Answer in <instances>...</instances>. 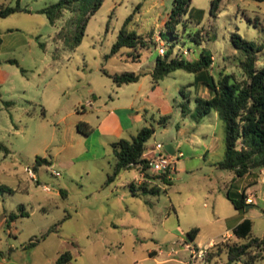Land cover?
<instances>
[{"label": "rangeland", "instance_id": "obj_1", "mask_svg": "<svg viewBox=\"0 0 264 264\" xmlns=\"http://www.w3.org/2000/svg\"><path fill=\"white\" fill-rule=\"evenodd\" d=\"M56 1L0 0L27 9L0 17V144L7 149H0V185L6 187L0 189V250L8 263L55 264L69 251L72 259L66 264H184L191 260L189 244L207 249L204 259L192 264H227L226 252L217 254L215 244L244 241L232 234L243 214L252 221L251 235L263 237L264 168L243 176L219 168L225 151L222 121L215 110L198 122L190 115L195 97L209 96L205 81L177 69L156 86L151 75L118 86L103 72L137 73L154 66L160 41L166 43L160 33L173 0H103L91 15L94 0H78L52 23L39 10ZM211 2L191 0L192 12L171 39V56L189 48L185 57L192 60L204 49L212 55L206 73L214 80L221 73L243 79L242 56L230 37L237 32L264 43V0H220L215 14ZM129 15L127 30L147 42L137 50L139 61L132 59L137 51L128 47L110 54ZM257 58L260 67L264 49ZM183 106L190 112L184 115ZM112 107L126 108L121 111L128 126L125 139L143 126L154 127L145 153L161 144L166 154L167 143L182 152L172 164L170 184L147 172L158 192H131L127 183H137L136 168L121 170L107 182L115 163L111 144L98 146L95 134L78 132L77 123L95 126L104 113L98 109ZM163 115L169 116L165 124L159 122ZM36 157L48 163L34 168ZM227 191L233 197L252 193V207L238 212ZM23 210L27 213L20 215ZM10 213L19 215L7 221ZM193 227L199 232L190 241L186 232ZM46 232L35 246L24 248Z\"/></svg>", "mask_w": 264, "mask_h": 264}, {"label": "trees", "instance_id": "obj_2", "mask_svg": "<svg viewBox=\"0 0 264 264\" xmlns=\"http://www.w3.org/2000/svg\"><path fill=\"white\" fill-rule=\"evenodd\" d=\"M77 1L57 0L55 3L40 9L39 12L45 13L49 20L54 23L55 20L62 16L65 8H69ZM102 2L103 0H94L88 15L93 14ZM219 3L220 0H212V14L216 13ZM190 6L191 0H173L169 18L165 22L166 29L160 33L161 38L166 40V43L169 45L165 53H158L159 55L155 59L154 66L150 72L153 84L157 85L160 80L177 69L197 73V80L203 79L205 81V85L209 90V96H196L194 99V109L190 112L187 106H183L182 113L185 115L190 112L191 117L198 122L211 110L216 111L217 116L223 124L225 144L224 156L222 160L217 162L219 168L232 170L236 176H243L254 169L261 170L264 168V64L256 67V62L258 54L264 49V43L257 44L254 41L242 38L237 32L232 33L230 40L242 56L239 64L245 78L238 79L233 73H221V76L217 80H214L211 74L206 73L211 67L212 62V55L206 50L202 49L199 57L192 60L186 59L182 52L171 56L175 46L171 39L176 38V26L188 12H192ZM138 7L139 5H137ZM20 11H27V9L21 7L18 3L14 6L0 3V17H6ZM131 16L129 15L126 18L116 41L111 47L110 54L117 53L122 47L132 48L133 51L147 47V42L143 35L127 30L126 24L131 19ZM86 20L83 21L81 29L84 28ZM80 33L82 34V30ZM196 35L199 37L200 33L197 32ZM190 37L195 41L196 46L200 44L199 39L193 36ZM130 55H134V53H130ZM139 55L140 52L137 51V57H132V59L139 61ZM9 61L16 63L14 59H10ZM103 72L117 85L137 82L144 75L143 72L125 71L112 74L106 71ZM168 117V115L161 116L159 122L165 124ZM76 128L83 135H87L90 132L88 123L84 121L77 123ZM154 131L155 129L152 126H143L131 139L120 138L111 143L115 163L112 172L107 175V182L113 181L121 170L138 168L137 166L140 164H143L144 169L149 167L150 160L143 156V154L146 149L145 143L153 135ZM2 148L7 152L5 146L0 144V149ZM42 163H48L47 159L36 157L34 168ZM158 175L164 182L171 183L170 172ZM146 177L148 178L147 173ZM151 183L152 181H143L141 183L131 181L127 185L133 194H138L137 191L144 193L158 192V187L152 186ZM0 189L5 190L6 187L0 185ZM7 189L11 191V189ZM226 196L238 212L245 210V205L248 203L245 202L246 193L244 191L236 197H233L227 191ZM26 213L23 210L20 212V215ZM18 215L10 213L7 221H13ZM251 227V219L245 217L232 228L233 236L243 239V242L230 243L223 241L215 244L217 254L223 251L226 252L227 264L234 262L259 264L264 260V236H252ZM48 232L30 238L24 248L35 246ZM198 232L199 228L193 227L186 232V238L194 241ZM10 250L11 248L8 252ZM3 255L4 252L0 250V256ZM71 259V253L66 251L57 258L55 264H66Z\"/></svg>", "mask_w": 264, "mask_h": 264}, {"label": "crops", "instance_id": "obj_3", "mask_svg": "<svg viewBox=\"0 0 264 264\" xmlns=\"http://www.w3.org/2000/svg\"><path fill=\"white\" fill-rule=\"evenodd\" d=\"M152 68L149 69V70L142 71L144 73L143 76L151 75L150 72H151ZM153 86H156V85L153 84ZM91 103H92L91 100L87 101V104L91 105ZM125 109L126 108L120 109V108H117V107H112V108H109V109L100 108V109H98V111L104 112V113H103L102 116H100V118L98 119V121L95 124V126L92 125L89 121H87V123H88V125L90 127V132L87 135L95 134L94 141H95L96 145L101 146V145H103L105 143H110L111 144L112 142L117 141L120 138H123V136H122L123 133L125 131H127L126 129H128V126H126L124 124V121H123L122 116H121V111H123ZM129 109L132 110V108H129ZM111 137H114V138L111 139ZM103 138H107L108 140L103 141ZM165 145L168 146V151L166 149H164L166 151V153H169V154L173 155V154H178L179 152H181V151H178L177 148L173 144L167 143V144H164V146ZM153 147H151L148 150L149 151L148 153L144 152L143 155L146 156L149 153L151 154L150 155L151 157L153 155H156L157 151H153L152 150ZM146 157H148V156H146ZM260 172H263V168L260 170ZM137 183H139L138 179H137ZM45 188L47 189V187H45ZM246 195H247V193H246ZM243 218H245L244 214H243V216H241L240 221ZM231 235L232 234L229 232L226 236H231ZM0 264H9L8 261L6 260V256L5 255L0 256Z\"/></svg>", "mask_w": 264, "mask_h": 264}, {"label": "built area", "instance_id": "obj_4", "mask_svg": "<svg viewBox=\"0 0 264 264\" xmlns=\"http://www.w3.org/2000/svg\"><path fill=\"white\" fill-rule=\"evenodd\" d=\"M159 48H158V53L159 54H163L166 51V43L161 40L159 43ZM189 52V48L188 49H184L182 50V54L185 56L187 55ZM161 148L162 145L161 144H156L154 145V147L152 148L153 151H157L156 155H153L152 157H146L147 159L150 160L149 163V167L147 169H144L143 164L138 165L136 168L139 172V183L143 182V181H151V179H148L146 177V173L148 171H151L153 173H167V172H171L172 169V164L175 163V160L178 159V157L182 156V153L179 152L178 154H163L161 152ZM144 156V155H143ZM28 173L31 175L32 178H35V174L31 171V169H28ZM54 174H59L57 171H54ZM253 194H247L246 198H245V202L246 203H252L253 202ZM185 247L190 249L191 251V260L185 262L184 264H192V262H195L196 260H202L204 259V257L206 256L207 253V249L204 248H191L189 246V244H185Z\"/></svg>", "mask_w": 264, "mask_h": 264}, {"label": "water", "instance_id": "obj_5", "mask_svg": "<svg viewBox=\"0 0 264 264\" xmlns=\"http://www.w3.org/2000/svg\"><path fill=\"white\" fill-rule=\"evenodd\" d=\"M164 149H166V150L168 151V146L165 145V146H164ZM251 207H252V204H246V205H245V209H248V208H251Z\"/></svg>", "mask_w": 264, "mask_h": 264}]
</instances>
